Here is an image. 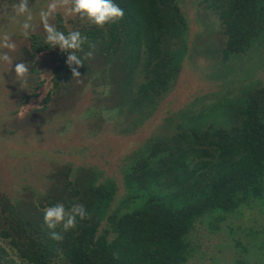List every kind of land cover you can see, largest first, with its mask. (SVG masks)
I'll use <instances>...</instances> for the list:
<instances>
[{
	"label": "trees",
	"instance_id": "16d2710c",
	"mask_svg": "<svg viewBox=\"0 0 264 264\" xmlns=\"http://www.w3.org/2000/svg\"><path fill=\"white\" fill-rule=\"evenodd\" d=\"M19 2L0 0L6 11H15ZM114 2L124 10L114 24L69 29L60 16L53 24L87 37L78 54L92 56L78 68L81 79L73 78L67 53L46 43V31L29 36L33 57L47 54L54 63L53 88L40 111L44 119L51 117L46 110L55 95L66 92L73 100L77 79L96 80L98 62L113 84L112 106L139 122L177 83L190 29L183 0ZM204 2L221 22L226 58L264 49V0ZM35 95L26 94L24 101ZM230 102L226 108L182 116L166 126L171 136L154 135L131 153L119 207L112 206L118 192L114 179H100L103 171L95 167L56 161L53 172L43 177V191L25 188L14 198L0 196V237L25 264H189L198 225L220 230L225 220L248 208L264 215V84L247 87ZM57 203L66 209L82 204L90 218H77L68 231L62 225L49 229L44 210ZM52 231L63 238L52 239ZM14 261L0 244V264Z\"/></svg>",
	"mask_w": 264,
	"mask_h": 264
},
{
	"label": "rangeland",
	"instance_id": "374dc122",
	"mask_svg": "<svg viewBox=\"0 0 264 264\" xmlns=\"http://www.w3.org/2000/svg\"><path fill=\"white\" fill-rule=\"evenodd\" d=\"M51 2L29 0L34 26L30 35L45 32L40 12ZM205 4L204 0L181 3L190 29L180 76L151 114L139 122L128 119L127 113L119 114V105L112 106L115 101L109 95L113 84L104 75L100 62L93 73L96 80L77 79L71 87L76 89L73 100L66 97V92L55 95L46 110L51 117L44 119L40 111L53 88L52 57L43 53L33 57L29 52L30 35H22L25 18L16 16L15 11H6L0 3V53L8 52L13 61V65L0 61V196L14 198L25 193V188L43 191V177L53 172L55 162H72L103 171L102 180L114 179L118 192L112 206L119 207L126 190L125 170L131 153L143 148L154 135L171 136L173 132L166 126L182 116L198 115L204 109L221 105L229 107L230 101L247 87L264 84V49L226 58L221 22L214 9H207ZM58 16L65 19L69 29L91 23L78 15H68L59 7L48 22L54 24ZM5 35L15 43V50L2 46ZM21 62L29 68L26 84L15 74V65ZM101 87L108 89L107 94L98 91ZM30 92L37 95L24 101ZM1 206L0 202V211L4 208ZM197 228L193 235L196 252L189 264L264 261V215L256 207L231 216L220 230L212 231L204 223ZM0 244L8 257L15 259L12 264H25L10 249L7 239L0 237Z\"/></svg>",
	"mask_w": 264,
	"mask_h": 264
},
{
	"label": "clouds",
	"instance_id": "9594fccd",
	"mask_svg": "<svg viewBox=\"0 0 264 264\" xmlns=\"http://www.w3.org/2000/svg\"><path fill=\"white\" fill-rule=\"evenodd\" d=\"M58 7L63 8L68 15H78L82 19L86 18L100 27H104L106 24H114L121 20L124 17V10L114 0H52L47 9L41 10V21L47 33L46 43L52 48L58 46L62 52L67 53L66 63L71 69L73 78H79L81 77V73L78 68L84 66V60L91 57L92 52H87L83 58L78 54L83 51V45L87 42V37L83 36L80 31L73 30L65 33L48 22L49 17L52 16ZM14 8L16 16H23L25 18L21 28L22 35L27 38L30 35V31L34 30V26L31 23L33 15L29 7V0H20ZM3 40L2 46L4 48L10 51L15 50V43L11 42L7 35L4 36ZM0 61L13 65L8 52L0 53ZM15 74L18 79L26 84L29 75L27 64L23 62L17 63L15 65ZM98 91H104L107 94L108 89L101 87ZM44 213V222L49 229H56L62 225L64 231L75 228L77 218L80 220L90 218L86 208L79 203H74L70 209H66L63 203H57L47 207ZM50 235L55 240L63 238L56 231H52Z\"/></svg>",
	"mask_w": 264,
	"mask_h": 264
}]
</instances>
